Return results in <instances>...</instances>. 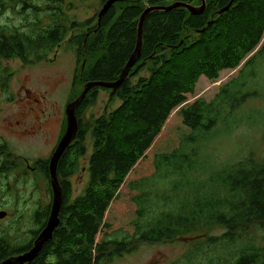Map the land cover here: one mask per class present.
<instances>
[{
    "label": "trees",
    "instance_id": "16d2710c",
    "mask_svg": "<svg viewBox=\"0 0 264 264\" xmlns=\"http://www.w3.org/2000/svg\"><path fill=\"white\" fill-rule=\"evenodd\" d=\"M177 2L202 5L201 0H118L94 25V19L70 20L62 0L45 8L31 0H0L3 11L21 6L19 14L32 10L35 15L32 23L0 27V64L19 60L36 65L67 42L84 69L74 76L72 100L77 99L87 83L118 81L136 49L146 8ZM205 2L200 15L186 9L149 14L141 57L125 82L114 92L93 89L77 108V139L58 166L63 192L60 225L32 264H108L141 244L179 241L188 242L182 264H264V243L258 239L264 231V161L249 157L202 179L206 170L199 157L200 143L211 139L221 114L226 112V121L250 96L242 94L240 80L264 55V0ZM45 11L52 13L49 24L39 17ZM260 45L239 80L223 87L214 101L188 103L201 77L218 80L222 71L237 69ZM7 73L0 68L1 75ZM100 90L109 92L110 101H119L120 106L85 123L84 114L96 104ZM89 139V180L73 199L69 180L88 155ZM0 158V175L19 169L5 143L0 144ZM146 161L153 173L132 180ZM39 164L49 180L48 163ZM159 183L163 190L156 189ZM126 190L131 211L122 209ZM50 210L49 205L34 213L35 229L29 231L28 242L0 231V263L31 250ZM21 221L15 222L17 234Z\"/></svg>",
    "mask_w": 264,
    "mask_h": 264
},
{
    "label": "rangeland",
    "instance_id": "374dc122",
    "mask_svg": "<svg viewBox=\"0 0 264 264\" xmlns=\"http://www.w3.org/2000/svg\"><path fill=\"white\" fill-rule=\"evenodd\" d=\"M31 1V4L45 8L57 0ZM62 1L63 10L70 20L85 22L94 19V25L104 6L103 0ZM21 8L17 6L15 11L12 8L5 11L0 9V27H20L34 22L33 11L28 10L21 15L18 12ZM49 14L52 13L45 11L39 15L45 24L50 23ZM260 47L261 45L237 69L222 71L218 80L210 81L201 77L196 83L194 94L188 95V103L197 100H204L206 103L214 101L223 87L239 80L246 69V63ZM0 68L8 71L5 76L0 74V144L8 146L20 165L17 171L0 175V212L8 214L5 219L0 220V231L7 230L12 239L20 235L17 241L28 242L29 231L35 229L32 222L34 213L39 208L52 204L50 179L47 180L42 169H33L40 161L46 162L51 158L65 127L66 106L76 100L75 97L72 100L74 76L84 69L67 42L42 63L27 66L19 60L3 61ZM7 77L10 79L5 89L2 84ZM240 84L244 85L241 88L242 94L250 96L231 113L227 110V115H230L226 121V112H223L217 127L210 132L211 139L199 145L200 162L206 170L202 179L249 157L264 161V55L259 56L246 69ZM82 91L80 88L79 93ZM110 95L105 90L99 91L96 104L84 114L85 123L97 120L120 106L119 101H110ZM91 141H87L88 155L79 161L78 172L69 180L73 199L84 192L89 180L87 168L92 153ZM152 173L150 162L146 161L137 167L132 180ZM162 186L159 183L156 189L163 190ZM129 196L127 190L123 191L122 209L126 211L132 209ZM20 218L21 227L17 234L15 222ZM258 239L264 243V231L259 232ZM187 245L188 242L181 241L159 245L141 244L136 251L115 258L108 264H182L188 253Z\"/></svg>",
    "mask_w": 264,
    "mask_h": 264
},
{
    "label": "water",
    "instance_id": "95a60500",
    "mask_svg": "<svg viewBox=\"0 0 264 264\" xmlns=\"http://www.w3.org/2000/svg\"><path fill=\"white\" fill-rule=\"evenodd\" d=\"M117 2L118 0L107 1L104 4L103 9L99 14V19H101ZM201 3L202 5L200 7H193L189 4L177 2L167 7L146 8L139 21L136 49L133 55L131 56L129 62L127 63L126 67L124 68L118 81L114 83H103V82L87 83L83 87V91L81 95L76 100H74L73 102L69 103L66 106L65 109L66 130L59 145L57 146L55 152L53 153V155L49 160L48 169L50 176V186L52 191V204H51V210L47 225L45 229L40 233L38 238L35 240L31 250L17 256H12L0 264H32L40 256L44 246L52 240L55 231L58 229L60 225L59 216L63 202V192L58 177V166L64 154L77 139L79 124L76 115V110L93 89L101 88L114 92L118 88H120L121 85L125 82L131 70L133 69V67L136 65V63L139 61L141 57L142 47H143V26L147 16L153 12L170 11L174 9H186L192 15H200L204 13L206 8L205 0H201ZM231 6L232 3H230L226 9L221 11L220 14L226 12ZM7 216L8 214L6 212H0V220L5 219Z\"/></svg>",
    "mask_w": 264,
    "mask_h": 264
},
{
    "label": "flooded vegetation",
    "instance_id": "af4514ba",
    "mask_svg": "<svg viewBox=\"0 0 264 264\" xmlns=\"http://www.w3.org/2000/svg\"><path fill=\"white\" fill-rule=\"evenodd\" d=\"M65 130H66V117H65V127H64V129H63V132L61 133V136H60V138H59V140H58V143H57V146L59 145V143H60V141H61V139H62V137H63V135H64V133H65ZM57 146H56V148H57ZM56 148H55V150H56ZM55 150H54V152H55ZM53 152V153H54ZM53 153H52V155H53ZM51 155V156H52ZM50 160V159H49ZM49 160L48 161H46L47 163H48V167H49ZM43 168V165L42 164H38L37 166H36V168H34L33 169V171L35 170V169H42ZM34 242L35 241H33V244H34ZM32 247H33V245H32ZM15 256H17V255H15Z\"/></svg>",
    "mask_w": 264,
    "mask_h": 264
}]
</instances>
